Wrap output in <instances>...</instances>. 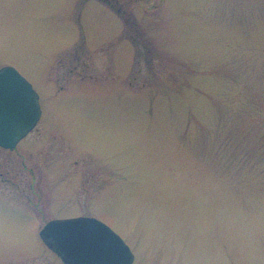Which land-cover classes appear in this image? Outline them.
Segmentation results:
<instances>
[{"label":"rangeland","instance_id":"374dc122","mask_svg":"<svg viewBox=\"0 0 264 264\" xmlns=\"http://www.w3.org/2000/svg\"><path fill=\"white\" fill-rule=\"evenodd\" d=\"M4 66L41 116L0 148V264H62L40 229L82 215L132 264H264V0H0Z\"/></svg>","mask_w":264,"mask_h":264},{"label":"water","instance_id":"95a60500","mask_svg":"<svg viewBox=\"0 0 264 264\" xmlns=\"http://www.w3.org/2000/svg\"><path fill=\"white\" fill-rule=\"evenodd\" d=\"M37 94L12 67L0 70V146L12 148L40 116ZM64 264H132L133 254L107 225L91 217L48 222L39 232Z\"/></svg>","mask_w":264,"mask_h":264},{"label":"flooded vegetation","instance_id":"af4514ba","mask_svg":"<svg viewBox=\"0 0 264 264\" xmlns=\"http://www.w3.org/2000/svg\"><path fill=\"white\" fill-rule=\"evenodd\" d=\"M51 255H52V257H55L57 259V256L54 253H51Z\"/></svg>","mask_w":264,"mask_h":264}]
</instances>
